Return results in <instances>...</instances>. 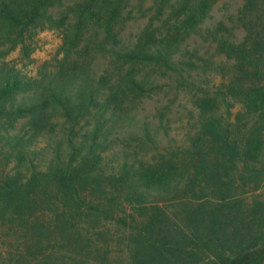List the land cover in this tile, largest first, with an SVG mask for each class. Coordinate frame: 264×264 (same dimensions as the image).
Listing matches in <instances>:
<instances>
[{
  "label": "trees",
  "instance_id": "1",
  "mask_svg": "<svg viewBox=\"0 0 264 264\" xmlns=\"http://www.w3.org/2000/svg\"><path fill=\"white\" fill-rule=\"evenodd\" d=\"M55 1L0 0V43L10 45L0 47V156L13 165L0 166V220L15 237L5 264H109L113 246L128 264H264V201L245 197L264 178V31L253 22L239 41L186 13L229 65L210 85L184 76L181 48L163 40L116 52L111 71L40 82L2 57L21 47L29 58L25 36L54 21L45 14ZM148 65L173 72L168 89L194 98L183 143L120 134L130 107L159 87ZM119 134L123 156L108 162ZM129 140L151 155L131 154Z\"/></svg>",
  "mask_w": 264,
  "mask_h": 264
},
{
  "label": "rangeland",
  "instance_id": "2",
  "mask_svg": "<svg viewBox=\"0 0 264 264\" xmlns=\"http://www.w3.org/2000/svg\"><path fill=\"white\" fill-rule=\"evenodd\" d=\"M188 12L198 13L205 21L204 28L224 29L239 41L244 39L248 29H255L253 22L258 30L264 31V0H59L50 4L45 14V18H54V21L38 23L25 36L30 46L29 58L21 47H17L4 55L2 60L40 82L44 77L49 82V76L60 70L70 76L83 71L90 74H101L106 69L111 71L113 65H109L117 59L116 52L153 51L160 47L158 42L163 40L169 46L178 45L181 48L184 56L182 66L186 67L184 76L199 75L205 85H210L214 76L221 78L224 74L230 75L231 71L224 55L211 42V37L190 28ZM240 15L244 19H240ZM0 47L9 48L10 45L0 43ZM58 65L60 67L55 69ZM144 73L162 87H157L151 95L138 99L130 107L132 119L121 126L120 134L129 132L136 135L146 129L157 135L162 147L166 143H183L190 129L191 119L187 111L193 107L194 98L185 93L177 96L168 89L166 84L169 85V82H164L173 72L148 65L144 66ZM120 134L108 162H118L123 156L120 145L126 143ZM46 138L49 139L48 136H41L36 143L44 148ZM129 141L131 154L138 151L144 159H147V154L151 155L147 152L150 150L148 147L141 148L137 141ZM0 162L5 172L12 173L13 165L8 163L7 157L0 156ZM178 162L186 164L187 158L180 157ZM261 182L257 189L245 188V197L249 202L256 197L264 201V178ZM11 234L12 231L0 220L2 264H5L9 246L15 240ZM116 238L110 235L103 241L111 242ZM128 261V252L112 247L109 264H128Z\"/></svg>",
  "mask_w": 264,
  "mask_h": 264
}]
</instances>
